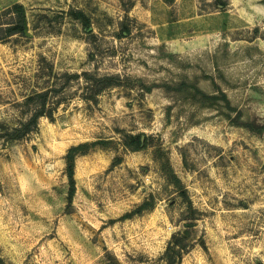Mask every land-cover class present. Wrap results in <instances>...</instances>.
<instances>
[{
	"label": "rangeland",
	"instance_id": "374dc122",
	"mask_svg": "<svg viewBox=\"0 0 264 264\" xmlns=\"http://www.w3.org/2000/svg\"><path fill=\"white\" fill-rule=\"evenodd\" d=\"M47 87L53 121L5 137ZM216 87L264 123V0H0L3 264H161L178 232L180 264H264V131L200 101Z\"/></svg>",
	"mask_w": 264,
	"mask_h": 264
},
{
	"label": "trees",
	"instance_id": "16d2710c",
	"mask_svg": "<svg viewBox=\"0 0 264 264\" xmlns=\"http://www.w3.org/2000/svg\"><path fill=\"white\" fill-rule=\"evenodd\" d=\"M5 13H14L15 21L8 23L1 31L4 32V37L9 38L13 35L26 36L24 32V25L26 24L25 20V11L24 8L19 4H14L11 8L7 9ZM69 16L80 23L84 31L89 28L90 22L89 19L81 11H69ZM127 31V30H126ZM125 31V32H126ZM83 77H86L87 74H82ZM73 79L77 78V74H72ZM111 77H104L103 80L109 81ZM112 84H106L105 87H111ZM102 87V88H103ZM101 90L100 88H95L93 91L98 93ZM55 91L53 88H45L43 91H33L32 95L27 97L24 100L23 104L34 103L35 106L32 112L29 114L28 118L24 122H19L16 126L12 128H6L3 135L10 140H20L23 137L34 133L37 131L38 120L40 118H47L49 121H53V116L51 111L45 110V100L48 95ZM93 92V97H95ZM215 93V94H214ZM213 94H205L202 91L198 90L196 94L198 95L200 101L204 103L208 108H214L217 103H221L223 107V115L228 120L231 126L244 129L248 132L258 133L264 131V123L260 124L251 118L248 115H244L241 110L233 107L227 95L222 92L219 88L216 87V90ZM217 93V94H216ZM95 99V98H93ZM94 102L96 100H93ZM143 138V141H141ZM145 139L144 134H137L129 137V142L126 145L132 151H139L145 148ZM79 148H71L66 156V174L69 182V191H68V202H71L74 192H75V182L73 178L74 170V158L79 154H84L85 151L78 152ZM83 149V148H82ZM185 190L181 191V196L185 197ZM187 252V246L183 243V237L181 234L175 233L172 235L170 241L167 243V247L163 256L159 259L161 264H180L183 258V255ZM0 264H3L0 258Z\"/></svg>",
	"mask_w": 264,
	"mask_h": 264
},
{
	"label": "water",
	"instance_id": "95a60500",
	"mask_svg": "<svg viewBox=\"0 0 264 264\" xmlns=\"http://www.w3.org/2000/svg\"><path fill=\"white\" fill-rule=\"evenodd\" d=\"M24 32L27 35V25L26 24L24 25ZM141 141H143V138H141Z\"/></svg>",
	"mask_w": 264,
	"mask_h": 264
}]
</instances>
